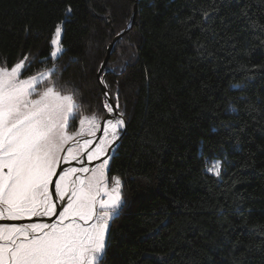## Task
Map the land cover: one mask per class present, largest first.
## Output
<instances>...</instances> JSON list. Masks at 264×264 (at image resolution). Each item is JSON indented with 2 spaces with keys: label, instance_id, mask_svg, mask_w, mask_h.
<instances>
[{
  "label": "trees",
  "instance_id": "obj_1",
  "mask_svg": "<svg viewBox=\"0 0 264 264\" xmlns=\"http://www.w3.org/2000/svg\"><path fill=\"white\" fill-rule=\"evenodd\" d=\"M135 3L104 69L127 125L102 264H264V0H0V65L55 64L70 129L104 117L98 70ZM57 25L63 54L42 64Z\"/></svg>",
  "mask_w": 264,
  "mask_h": 264
},
{
  "label": "snow or ice",
  "instance_id": "obj_2",
  "mask_svg": "<svg viewBox=\"0 0 264 264\" xmlns=\"http://www.w3.org/2000/svg\"><path fill=\"white\" fill-rule=\"evenodd\" d=\"M61 33L57 25L40 63L63 54ZM38 59L24 55L10 67L0 65V221H48L0 223V264H102L109 223L123 200L120 178L110 187L107 173L124 113L106 120L99 142L95 113L83 115L70 132L79 106L74 93L52 79L55 64L22 78ZM104 108L114 112L111 104ZM96 160L101 163L93 168L62 167ZM208 163L206 170L220 176V162Z\"/></svg>",
  "mask_w": 264,
  "mask_h": 264
},
{
  "label": "water",
  "instance_id": "obj_3",
  "mask_svg": "<svg viewBox=\"0 0 264 264\" xmlns=\"http://www.w3.org/2000/svg\"><path fill=\"white\" fill-rule=\"evenodd\" d=\"M137 12H138V7H137V3H135V7H134V12H133V15H132V18L131 20L129 21L128 25L122 29L119 33L116 34V36L114 37V39L111 41V43L108 45V53H107V56L105 57V59L103 60V62L101 63L100 67H99V70H98V77H99V80L101 82V78H102V81L101 82V86H102V90H103V94L104 96L106 97L107 99V103L108 104H111L113 106V109H114V112L112 114H109L107 113L106 114V117L102 120L101 122V131L97 132V135H96V141L98 142L99 139L102 138V135H103V128L105 126V121L110 118V117H114L115 114L117 112H120L119 111V108H116V101L114 100L106 82H105V72H104V69L106 68L107 66V62L109 60V57H110V54H111V51H112V48L115 44V42L124 34L126 33L127 31H129V29L133 26V24L135 23V20H136V15H137ZM123 119L125 121V127L123 128L122 132L120 133V138L122 137V135L124 134L125 132V128H126V125H127V120L124 118L123 116ZM85 138H90V137H85ZM120 138L115 142L114 145L111 146V148L109 149V152H108V155H112L113 153V150H114V147L116 145V143L120 140ZM105 158V157H102V159ZM101 160H96V161H92L91 162V165H90V168L93 167L95 164H97L98 162H100ZM70 165H77V166H80L81 164H79L78 162L76 161H73L71 162L70 164H64L62 165V167L66 168L67 166H70ZM41 219H48V218H34L33 221H0V223H28V222H35V221H39ZM55 217L52 218V220H54Z\"/></svg>",
  "mask_w": 264,
  "mask_h": 264
},
{
  "label": "rangeland",
  "instance_id": "obj_4",
  "mask_svg": "<svg viewBox=\"0 0 264 264\" xmlns=\"http://www.w3.org/2000/svg\"><path fill=\"white\" fill-rule=\"evenodd\" d=\"M61 26V25H60ZM62 27V26H61ZM61 35H62V33H61ZM22 78H24V77H22ZM76 102V101H75ZM106 103H107V99H106ZM119 111L121 112V110L119 109ZM91 114H93V113H89V114H87V113H82V115H80L81 117L83 116V115H91ZM107 114V113H106ZM80 117V118H81ZM101 117V116H100ZM106 117V115L104 116V117H101V122H102V120L104 119ZM71 119V118H70ZM70 122V121H69ZM79 129V122H78V127H77V129H74V130H72V129H70L69 128V131L70 132H72V131H77ZM121 131H122V129L120 130V133H121ZM102 137H103V135H102ZM85 139H89V138H85ZM100 140V139H99ZM99 142V141H98ZM209 161H219L220 162V164H221V172H222V170H223V168H224V158H222V157H213V158H207L206 159V162H207V165H206V169H207V167H209L210 166V164L208 163ZM99 163H101V161L100 162H98L97 164H95L93 167H95L96 165H98ZM67 167H80V166H77V165H70V166H67ZM66 167V168H67ZM93 167H91V168H93ZM213 174V173H212ZM114 177H118V176H113L111 179H109V186L111 187V185H112V183H113V178ZM121 180V179H120ZM122 202H123V200H122ZM121 207H122V204H121ZM121 207H120V209H121ZM119 209V210H120ZM118 210V211H119ZM111 222V221H110ZM28 223H31V222H28ZM109 225H110V223H109ZM106 240H107V237H106Z\"/></svg>",
  "mask_w": 264,
  "mask_h": 264
},
{
  "label": "bare ground",
  "instance_id": "obj_5",
  "mask_svg": "<svg viewBox=\"0 0 264 264\" xmlns=\"http://www.w3.org/2000/svg\"><path fill=\"white\" fill-rule=\"evenodd\" d=\"M110 118H113V117H110ZM108 119H109V118H108ZM105 122H106V121H105ZM90 165H91V162H87V161H85V164H84V165H80V167H82V166H87V167L90 168ZM44 221L47 222L48 219H44ZM35 222H40V220H39V221H35Z\"/></svg>",
  "mask_w": 264,
  "mask_h": 264
}]
</instances>
